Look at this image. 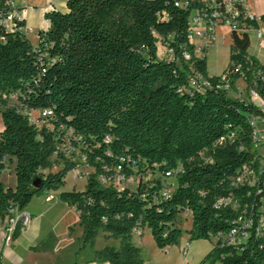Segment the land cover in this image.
<instances>
[{
	"label": "trees",
	"instance_id": "obj_1",
	"mask_svg": "<svg viewBox=\"0 0 264 264\" xmlns=\"http://www.w3.org/2000/svg\"><path fill=\"white\" fill-rule=\"evenodd\" d=\"M11 1L0 0V13L13 10ZM180 2L68 0L65 11L45 14L50 25L40 31L37 45L20 30L22 16L12 29L0 27L2 221L34 197L61 191L60 199L79 213L80 250L89 247L100 264H144L133 232L145 228L162 250L177 245L185 232L190 240L217 239L200 264H264V232L258 231L264 191L235 184L246 165L257 169L264 159L252 149L250 121L262 110L230 95L242 78L264 97V65L248 52L249 33L233 29L227 68L209 76L208 45L197 55L190 39L191 12L201 4ZM239 19L257 28L264 14L260 20L244 14ZM47 109L52 115L42 127L30 120L32 110ZM70 130L75 160L59 152L65 164L52 171V157ZM14 159L12 188L2 174ZM81 167L92 169L85 188L64 189L68 172ZM106 169L108 184L100 178ZM116 171L134 177L137 186L120 188ZM228 197L239 202L237 209L216 206ZM185 213L191 215L188 230L180 226ZM245 215L253 219L245 241L228 245L218 238ZM21 227L18 222L13 237ZM101 231L119 246L95 249ZM55 241L49 234L34 249L50 250Z\"/></svg>",
	"mask_w": 264,
	"mask_h": 264
},
{
	"label": "crops",
	"instance_id": "obj_2",
	"mask_svg": "<svg viewBox=\"0 0 264 264\" xmlns=\"http://www.w3.org/2000/svg\"><path fill=\"white\" fill-rule=\"evenodd\" d=\"M183 2L188 0H182ZM244 3L248 11L254 15L256 18L264 14V8H260L257 3V0L252 3L250 0H244ZM11 6L14 10L19 12L22 16V19L25 23V26L20 28L24 32L33 45H37L39 41L40 31L47 30L50 23L49 20L45 17V14L52 8H56L60 11H65L67 9V0H12ZM260 13L259 15H257ZM260 16V17H261ZM220 26L227 28L226 35L230 37V54H231V29L226 25H219L216 27L213 39L208 43L207 49V58L209 55V50L216 44L217 41V30ZM26 28H31L32 31L26 32ZM199 37L202 42L196 43L195 38ZM191 41L195 44V52L197 55H200V48L204 45H207V41L204 37L194 36L191 38ZM249 54L257 59L261 64L264 65V54H260L255 51V49H248ZM230 61V57H229ZM229 64V62H228ZM228 66V65H227ZM208 74L211 76L220 75L221 73H211L209 71V65L207 62ZM230 95L234 98H244L252 100L255 103H259L257 98H252L250 96L249 89L246 88L245 81L240 78L235 82V89L230 91ZM3 128V122H1L0 130ZM264 157V154H260ZM16 161L13 160L9 164V167L2 174V181L7 187L15 188L17 185V176L15 172ZM59 169V168H58ZM56 171V170H53ZM72 172L71 181L68 182V175ZM74 171H69L66 176V184L64 189L66 190H83L87 183V177L84 182H82L81 176L75 178ZM61 191H48L41 196L34 197L31 203L27 206V210L33 215V223L30 227L21 231L17 237H13L11 244L7 246L5 244L4 238L6 234V227L8 226L7 221H2L0 219V264H41L39 258L43 260L45 257L51 256L53 260L61 256L63 251H59V238L56 227L59 223L64 222V229L67 236L71 239L72 248L70 250V259L72 264H100L98 262L92 261L94 257L93 251L86 247L80 250L83 240V227L80 225L79 213L76 209L69 205L67 202H64L60 199ZM52 195L54 198L51 201H47L46 197ZM70 227L73 228V231L70 232ZM99 233L95 249H102L107 245L119 246V240L108 237L106 233V244L102 248L97 247V242L99 239ZM49 234H54L56 236V241L53 245V248L47 251L35 250L34 247L38 246L39 243L46 239ZM146 234V228L143 230H136L133 232V241L136 245L144 243V237ZM184 235V234H183ZM189 237V236H188ZM182 239V238H181ZM117 240V243L115 242ZM188 242V241H186ZM185 242V243H186ZM171 247L166 248L168 250ZM144 260V258H143ZM145 262L144 264H148ZM43 264V262H42ZM102 264H110L105 262ZM185 264V263H180ZM189 264V262H187Z\"/></svg>",
	"mask_w": 264,
	"mask_h": 264
},
{
	"label": "built area",
	"instance_id": "obj_3",
	"mask_svg": "<svg viewBox=\"0 0 264 264\" xmlns=\"http://www.w3.org/2000/svg\"><path fill=\"white\" fill-rule=\"evenodd\" d=\"M68 1V0H67ZM189 1L183 2L181 0V5L188 6ZM201 6L196 7L192 10L190 16V27H191V35L190 39L194 36L204 37V39L208 43L213 39L214 32L217 26L219 25H226L228 26L231 31L233 29L237 31H247L251 30L252 26L246 25L240 21V16L242 14L260 20L261 17L256 18L252 15L245 3L244 0H198ZM11 4V3H10ZM242 6V9H241ZM244 8V9H243ZM17 18H21V14L16 10H11L8 14L0 13V27H5L6 29H12L15 26V20ZM261 25V22H260ZM257 27L258 29V36L260 38H264V30L261 26ZM32 31L31 28H26V32ZM170 55H172V50L168 51ZM186 58H190L189 54H185ZM197 78V77H196ZM195 78V79H196ZM200 80L203 81L204 85H208L209 83L207 80L199 77ZM193 80V83H196V80ZM250 96L253 98H257L259 103H256L262 113L259 115L251 116V125H252V149L256 150L262 146H264V97H262L259 92L254 89L250 88ZM252 101V100H250ZM253 102V101H252ZM255 103V102H254ZM52 115V110H32L30 112V120L35 123L38 127H42L48 120L49 116ZM40 121L43 123L40 125ZM49 125V124H47ZM71 136L72 131H68L67 140L65 143L58 146V151L55 153V156H59L58 153L61 152L66 158L71 160H75V153L77 154V150L71 144ZM72 156H71V155ZM70 157H67L69 156ZM264 158V157H263ZM80 168L73 169L74 177L77 178L80 175ZM109 169H106L105 173L100 177L102 182L105 184L110 183L112 179L109 176ZM131 178H126L124 175L116 173L114 174L115 183L122 188L124 185H120V182L127 181L129 182ZM247 183L251 186H254L257 193H261L264 191V159H261L260 166L255 169L252 168L250 165H246L242 173L239 177H237L235 184H244ZM127 185V184H125ZM167 191L165 193H169ZM54 197L49 195L46 197L47 201H51ZM231 206L235 209L239 207V202L237 200H233L232 198H221L217 201L216 206ZM12 217L7 220L8 226L6 227V234H5V244L9 246L13 239V233L15 231V227L18 222L21 223V231H24L28 227H30L33 223V215L27 209L19 210L15 208L11 212ZM253 225V219L250 216H240L235 224V227L230 231L228 234H221L218 238L222 239L224 243L228 245H237L245 241L249 235V228ZM259 233L264 232V215L262 217L260 226L258 228ZM189 247L190 243L186 242L180 249L181 252V259L182 262L188 261V254H189ZM151 264V263H148Z\"/></svg>",
	"mask_w": 264,
	"mask_h": 264
},
{
	"label": "rangeland",
	"instance_id": "obj_4",
	"mask_svg": "<svg viewBox=\"0 0 264 264\" xmlns=\"http://www.w3.org/2000/svg\"><path fill=\"white\" fill-rule=\"evenodd\" d=\"M255 0H250L252 3ZM258 5L260 8H264V0H257ZM258 13L257 15H259ZM261 16V15H260ZM259 16V17H260ZM261 28L264 30V21L261 22ZM227 28L224 26H220L217 30V41L216 44L210 48V52L207 58V62L209 65V71L213 73H223L224 70L227 68L229 57H230V37L226 35ZM249 36H250V47L249 49H255L256 52L260 54H264V38H260L258 36V29L256 27H252L251 30H249ZM195 42L199 43L202 42V40L199 39V37L195 38ZM159 52L161 57H166L167 50L165 49L162 44L159 45ZM220 74V75H221ZM211 76V75H209ZM215 76V75H214ZM219 76V75H216ZM11 103L16 102L15 98L12 97L10 100ZM2 118H1V108H0V126H1ZM40 125L43 123V121L39 122ZM257 154H264V146L258 148L255 150ZM71 155V154H70ZM67 156V157H70ZM72 156V155H71ZM69 159V158H67ZM66 161V158L59 157V156H53L52 157V163L53 166L51 170H58V168H61L64 166ZM80 175L82 182L85 181L88 174L92 171L89 167H81L80 168ZM73 171V170H72ZM74 173V172H73ZM72 178V172L68 175V182L71 181ZM170 182H174V179H170ZM135 188L137 186V180L135 178L130 179L129 182L123 181L120 182V185H125ZM180 226L183 230H188L191 227V215L189 213H185L182 216ZM56 230L58 232V238H59V251H63L61 256L57 257L55 260L49 257L39 258L41 264H72L70 259V250L72 248L71 239L69 236H67L64 229V222L59 223V225L56 227ZM106 233L105 231H102V233L99 236L97 247L102 248L104 244H106ZM179 243L177 245L171 246V248L168 250H162L158 248L156 245L151 230L146 228V234L144 237V243H140L138 247L141 249V255L144 258L145 262H149L151 264H180L189 262V264H200L201 260L204 258L206 253L212 248L213 243L217 239L210 240H190L188 237V233H184V235L181 237ZM115 239V238H113ZM188 241L190 243L189 247V254H188V261L182 262L181 259V247L185 244V242ZM117 243V240H115ZM205 264H211V262L207 261Z\"/></svg>",
	"mask_w": 264,
	"mask_h": 264
}]
</instances>
